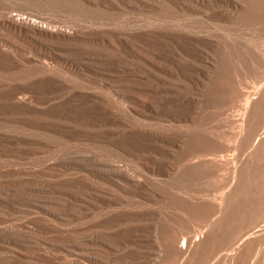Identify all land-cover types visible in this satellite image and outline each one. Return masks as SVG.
<instances>
[{
  "label": "rangeland",
  "instance_id": "rangeland-1",
  "mask_svg": "<svg viewBox=\"0 0 264 264\" xmlns=\"http://www.w3.org/2000/svg\"><path fill=\"white\" fill-rule=\"evenodd\" d=\"M1 12L78 23L111 39L79 43L97 65L48 71L66 81L0 56V264H167L157 250L163 224L180 230L198 227L204 210L212 217L213 181L179 180L177 163L132 123L193 114L203 129H229L236 88L264 81V0H0ZM164 21L198 34L137 28ZM136 67L176 89L157 112L123 93L112 94L115 103L98 94L134 90ZM22 93L32 103H16ZM144 161L154 169L147 184H120L97 165Z\"/></svg>",
  "mask_w": 264,
  "mask_h": 264
},
{
  "label": "bare ground",
  "instance_id": "bare-ground-1",
  "mask_svg": "<svg viewBox=\"0 0 264 264\" xmlns=\"http://www.w3.org/2000/svg\"><path fill=\"white\" fill-rule=\"evenodd\" d=\"M144 26L157 37L179 36V32L198 34L195 30L184 29L176 21L137 28ZM85 27L78 23L59 26L28 15L1 12L0 30L3 28L4 34L0 37V56L5 54L14 67H39L42 78L50 75L54 80L61 77L66 81L68 78L63 73L48 71L53 72L58 65H97L88 62L97 58L79 43L111 39L109 34L90 27L84 30ZM135 71L134 90L110 87L108 92L95 93L102 94L111 103H115L112 94L123 93L138 110L148 106L150 111L157 112L168 97L166 93L176 89L168 86L163 78L151 77L142 67H136ZM176 97L185 99L182 93ZM32 101L30 94L22 93L16 103ZM196 101L189 96L187 104L190 106ZM234 103L238 113L229 120L230 128L220 133L203 129L198 116L193 114L177 115L169 125L157 126L152 114L132 123L138 131L146 132L160 143L167 164L177 163L179 180L197 181L210 175L209 183L213 181L212 217L202 210L204 213L198 211L201 216L198 227L175 230L173 225L163 224V247L157 250L169 257L167 264H264V81L248 89L236 88ZM191 112H195L194 109ZM226 134L234 142L221 139ZM227 151L231 153H224ZM97 165L104 166L120 184H147L151 180L148 172L154 171L148 161L138 166L123 167L114 162Z\"/></svg>",
  "mask_w": 264,
  "mask_h": 264
}]
</instances>
